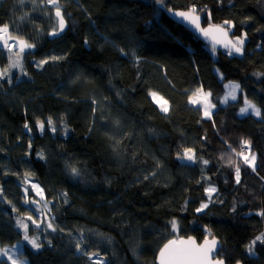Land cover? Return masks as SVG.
<instances>
[{
    "label": "trees",
    "instance_id": "1",
    "mask_svg": "<svg viewBox=\"0 0 264 264\" xmlns=\"http://www.w3.org/2000/svg\"><path fill=\"white\" fill-rule=\"evenodd\" d=\"M56 7L67 27L60 36L50 35L58 31ZM193 7L203 25L225 28L233 42L244 37L243 55L214 51L166 15ZM4 24L9 37L34 47L18 57L0 45V71L20 60L27 73L10 68L0 79V247L21 244L16 255L28 264H91L76 250L82 240L102 264H155L171 239L216 238L226 264H264V243L247 252L264 233L257 215L264 211V0H0ZM230 83L240 85L236 100L222 104ZM197 89L211 93V118L189 102ZM150 92L167 101V113ZM245 98L261 116H238ZM93 99L107 120L93 116ZM49 117L55 133L37 127ZM243 146L255 154L253 167L237 154ZM185 148L194 161L177 159ZM66 163L81 177L73 179ZM25 180L51 202L57 229L38 231L39 250L23 244L17 227L18 219L28 222L37 234L26 218L35 209L24 205ZM0 264L10 263L0 257Z\"/></svg>",
    "mask_w": 264,
    "mask_h": 264
},
{
    "label": "snow or ice",
    "instance_id": "2",
    "mask_svg": "<svg viewBox=\"0 0 264 264\" xmlns=\"http://www.w3.org/2000/svg\"><path fill=\"white\" fill-rule=\"evenodd\" d=\"M56 3H57V0H48L49 5H55ZM156 3L158 5L164 6V0H156ZM168 11H169V13L173 14L176 17H180L183 21L188 22L196 30H198L200 32H204V33L207 32L206 29H203L200 27V17H199V15L196 14V9L194 7L189 9L188 11H174L172 8H169ZM55 15L58 19L59 32H62L65 28V19H64L62 12H61L60 7H56ZM225 23H229V22L225 21ZM8 32H9V25H7V24L0 25V34H7ZM58 34L59 33L56 30V28H53L52 32L50 33V35H53V36H56ZM244 42H245L244 37L237 39L231 45L232 51H235V53H237L239 55H243ZM16 43L19 46V50L17 52H15L14 55H16L18 57L21 56L25 52V49H31L34 47V45L32 43H29L28 41L24 40L23 38H17ZM85 43L87 44V40H85ZM5 46L8 47L9 51L11 52L12 46H9L7 44V41H5ZM213 50L215 51V49H213ZM120 51L123 53L124 50L121 49ZM232 51L229 52V55L232 54ZM53 59H62V57H60V58L54 57ZM47 62H48L47 60L39 61V62H37L36 66L41 67L43 64H45ZM10 68H20L21 72L24 75H27V73L24 72V70H23V65L21 64L20 60H16V61L10 62L9 68H5L3 71H0V79H3L4 76L8 75ZM77 79H79V78H77ZM230 89L231 90L229 91V93H227V95L225 97V102L229 96L233 100L236 99L235 92L240 89V85L239 84H232L230 86ZM149 94L152 96L154 101H157L160 103L161 111L164 113H167L168 112L167 101L158 97L155 92H150ZM197 95H203V97L206 100L207 97L211 95V93H203L202 89H197V91L195 93H193V96H197ZM189 102L190 103H197V101L192 99V98H190ZM244 103H245V106L240 109V115H242V116L246 115L249 113V110H251L252 114H254L258 117L261 116V110L259 108H257L255 104L251 103L247 98H245ZM92 104L94 105V107L92 108L93 116L95 117L96 113L100 112L101 113L100 119L102 121L107 120V117H105L103 115V109L100 107V103L96 99H93ZM211 107H214V105H212L210 103H206L204 106V115L208 118H211L210 112H209V109ZM36 123H37V127L40 129L41 132L44 131L45 124L48 125L49 129L53 133L58 131V129H57L54 121L51 119V117H49L47 119V121H41L38 119ZM113 124L116 126H119L120 121L118 119L114 120ZM24 127L26 129H28L29 131H31V128L29 127L28 123H25ZM61 127L64 129L65 134H66L67 133V125L62 124ZM92 130H93V128L89 129L90 132ZM109 139H113V137L109 136ZM242 143L245 146H247L249 144V141L244 140V141H242ZM119 144H120V140L117 139L115 141V143L112 145L114 152L117 151ZM233 151H235V150L233 149ZM237 154L242 156L245 160V163H248L249 166L253 165V163L255 161V154H252L250 157L244 155L243 151H241L240 153H237ZM40 158L44 159V156L42 153L40 154ZM177 159L182 161V162L184 160L194 161V154H192V149L185 148L183 150V155H180L179 153L177 154ZM221 159H223V157H221ZM207 163H208V161L205 160L204 164H207ZM229 163H231L230 158H229ZM157 165L159 166V162H157ZM66 168L69 171V174L72 176L73 179H78L81 177V171L75 165L70 164V163H66ZM235 173H236V182L239 183L240 182V167L239 166L236 167ZM27 175L28 174H26V176ZM151 175H155V173H151ZM145 179H148V176H145ZM27 182L28 181L25 180V183H27ZM31 187L33 190H35L37 193L41 194V196H42V190L39 188V186L37 184L33 183L31 185ZM215 191H216V189L214 187H209L206 189V192L209 194V199H211V194ZM62 195L65 198L67 197V193H62ZM25 202H28L27 201V190H25ZM64 202L67 203V199H65ZM32 203H36V201L33 200ZM48 203H51V202L46 201V203L44 205L45 208H47ZM207 206H208L207 203H202L200 208L196 209V211L201 212L204 208H207ZM12 210L14 212L17 211V209L14 206H13ZM233 211H235V207L233 208ZM257 215L264 217V211L257 213ZM26 218L29 220H32L31 216H28ZM32 222L34 224H36L37 227H40V225L35 220H32ZM171 223H172L173 230H175L176 222L172 221ZM17 227H20L24 230L23 239L25 241H27L29 244H31L33 249L39 250L43 246L42 244L38 243V239H39L38 237H30L29 236L27 224L22 223V221L18 219L17 220ZM47 227L49 229H52V231L57 230L53 226V223H51V222L47 225ZM68 235H71V233H68ZM81 237H83L82 231H81ZM257 241H259L260 243H264V233H261L260 235L256 236L255 239L252 240L249 245H247V252L250 255L254 254L253 249H254V246L256 245ZM49 244H51V241H49ZM81 244H82V240L78 241L76 244V250L78 253H81L82 255L87 256V259H88V261L91 262V264H102L103 257L101 256V254L99 252H96V251L88 252L87 250L82 248ZM175 244H176V241H169V243L166 244L163 249H161V252H160L161 262H160V264H193V261H195V264H225V262L222 258L216 260L213 256V253L217 249V241L214 238L211 240L210 244L206 241L205 246H201V247L196 248V249L174 248L173 245H175ZM17 250H18V245H13L11 249H4V250L0 251V254L8 255V258H9V260L12 261V264H26V262L24 260L20 259L16 255ZM10 252L12 253L11 255H9ZM194 253H195V255H194ZM93 257H96L97 259H93ZM237 264H240V262L237 261Z\"/></svg>",
    "mask_w": 264,
    "mask_h": 264
},
{
    "label": "water",
    "instance_id": "3",
    "mask_svg": "<svg viewBox=\"0 0 264 264\" xmlns=\"http://www.w3.org/2000/svg\"><path fill=\"white\" fill-rule=\"evenodd\" d=\"M166 15L170 20H172L174 23L180 25L181 27H183L184 29L189 31L194 37L199 39L206 46H208L212 49H215V50H222V51H226V52L232 51L231 45L234 42L232 41L231 37L229 36L228 31L225 28L219 27V26H212V25H203V19L199 16L200 17V27L207 30V32L204 33V32H200V31L196 30L188 22L183 21L180 17L174 16L173 14L169 13V11L166 13ZM55 17H56V15H55ZM56 19H57V17H56ZM57 21H58V19H57ZM66 28L67 27H66V23H65L64 30L62 32H59V25H58V33H59L58 36L62 35L65 32ZM232 53L236 56H241V55L235 53V51H232ZM32 201H33V199L30 200V205L35 210L41 211L42 213H44V208L41 205V203H39L37 201H36V203H32ZM45 217H46V215H45ZM212 239H204L201 242H197L196 239L193 237H182L178 240L171 239L169 241H176V244L173 245L174 248L196 249V248H199L201 246H205L206 241L210 244ZM214 239L217 241V249L213 253V256L216 260H218V259H221V258L217 257V255L219 254V252L221 250V243L218 239H216V238H214ZM169 241H167L160 248L158 253L156 254L155 264H160V262H161V257H160L161 249H163L164 246L169 243ZM194 255H195V253H194ZM193 264H195V261H193Z\"/></svg>",
    "mask_w": 264,
    "mask_h": 264
},
{
    "label": "rangeland",
    "instance_id": "4",
    "mask_svg": "<svg viewBox=\"0 0 264 264\" xmlns=\"http://www.w3.org/2000/svg\"><path fill=\"white\" fill-rule=\"evenodd\" d=\"M5 41H7V44H8L9 46H12V50H14V51H16V52L19 50V46L17 45L15 39H12V38L9 37L7 34H0V45L6 47V46H5ZM6 48H8V47H6ZM8 49H9V48H8ZM31 49H32V48H31ZM31 49H25V51H29V50H31ZM232 84H236V83H230V84H227V85H226V87H225V88H226V93H225V95H224V97H223L222 104H226L227 102H231V101H235V100H236V99H235V100L231 99V97L229 96V97L227 98L226 102H225V97H226L227 93H229V91L231 90V89H230V86H231ZM238 92H239V90H237V91L235 92V96H236V97H237ZM157 96H158V95H157ZM151 97H152V96H151ZM158 97H159V96H158ZM190 97H192V99H194V100L197 101V103H191V104H193V105L199 107V108L202 110V113H204V106H205L206 103H208V102H207V99L205 100V98L203 97V95L193 96V94H191ZM152 100H153V98H152ZM153 102H154L155 106L157 107V109H158L160 112H162V111H161V105H160V103L157 102V101H154V100H153ZM244 106H245V103H244V105H243L242 107H244ZM242 107H241V108H242ZM211 110H212V108L209 109V112H210ZM162 113H164V112H162ZM246 115H251V116H254V117H258V116H256V115L252 114V113H251V110H249V113L246 114ZM246 115H243V116H246ZM204 116H205V115H204ZM238 116H239V117H243L242 115H240V111H239V113H238ZM244 155L250 157L252 154H248V153H246V154H244ZM243 159H244V158H243ZM184 161H186V162H191V161H188V160H184ZM244 161H245V160H244ZM254 163H255V161H254ZM254 163H253V165L250 166V167H253V166H254ZM246 164H248V163H246ZM248 165H249V164H248ZM32 184H33V183L27 182V183L22 187V191H23V193H24V196H25V190H27V201H28V202H25V201H24V205H25L26 207H29L30 209L34 210L33 208H31L30 203H29V200H30V199L28 198V192L31 191V192L33 193V195H34L33 199H34L35 201L41 203V205L43 206V208H44V213H42L41 211H36V210H34V214L31 216V217H32V220H35V221L40 225V227H37V225L34 224V223L32 222V220H29V219H28V221L31 222L32 227H34V228L37 229V234H35V235L29 233V224H28V222L22 221V223L28 225V234H29V236H30V237H38V238H39V239H38V243H39V240H40V238L42 237V235H43L44 233L41 235L40 232H38V231H41V230H42V231H44L45 233H46L47 231H52V229H49V228L47 227V225H48L50 222L53 223V219H49V216H48V215H50L51 210H50V207H49L48 204H47V208H45V206H44L45 203H46V199L44 198L43 193H42V196H41V194H39V193H37L35 190H33L32 187H31ZM39 188H40V187H39ZM40 189H41V188H40ZM24 198H25V197H24ZM45 215L47 216V218H45ZM27 217H28V216H27ZM18 230H19V232L21 233L23 244L32 247L31 244H29L27 241H25V240L23 239V236H24V230H23L22 228H20V227H18ZM22 248H23V246H22L21 244L18 245V250H21ZM4 249H11V248H6V247L3 248V247H0V251H2V250H4ZM18 250H17V251H18ZM34 250H37V249H34ZM17 251H16V252H17ZM11 254H12V253L10 252L9 255H11ZM0 257L5 258L6 260L9 261L10 264H12V261L9 260L8 255H2V254H0ZM93 259H97V258H96V257H93ZM22 260H24V261L26 262V264H28V261H27L25 258H22Z\"/></svg>",
    "mask_w": 264,
    "mask_h": 264
},
{
    "label": "built area",
    "instance_id": "5",
    "mask_svg": "<svg viewBox=\"0 0 264 264\" xmlns=\"http://www.w3.org/2000/svg\"><path fill=\"white\" fill-rule=\"evenodd\" d=\"M241 151H243L244 154H246V153L249 152L248 148L245 147V146H243V147L240 148V152H241Z\"/></svg>",
    "mask_w": 264,
    "mask_h": 264
},
{
    "label": "bare ground",
    "instance_id": "6",
    "mask_svg": "<svg viewBox=\"0 0 264 264\" xmlns=\"http://www.w3.org/2000/svg\"><path fill=\"white\" fill-rule=\"evenodd\" d=\"M161 247H162V246H161ZM161 247H160V248H161ZM160 248H159V250H160ZM159 250H158V251H159ZM157 253H158V252H157Z\"/></svg>",
    "mask_w": 264,
    "mask_h": 264
}]
</instances>
